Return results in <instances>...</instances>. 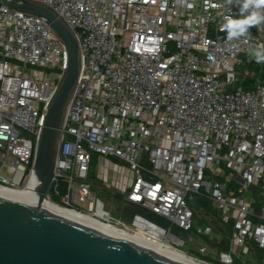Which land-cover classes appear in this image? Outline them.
Here are the masks:
<instances>
[{"label":"built area","instance_id":"built-area-1","mask_svg":"<svg viewBox=\"0 0 264 264\" xmlns=\"http://www.w3.org/2000/svg\"><path fill=\"white\" fill-rule=\"evenodd\" d=\"M30 1L64 22L80 57L44 200L187 245L178 249L204 264H264V82L236 85L251 77L242 66L255 61L250 46L264 44V31L229 42L224 18L240 13L226 0ZM67 63L43 19L0 2L1 186L35 180L36 147ZM57 178L68 183L63 196ZM94 188L109 192L118 218ZM197 198L216 214L195 211ZM222 239L226 250L216 246Z\"/></svg>","mask_w":264,"mask_h":264},{"label":"water","instance_id":"water-1","mask_svg":"<svg viewBox=\"0 0 264 264\" xmlns=\"http://www.w3.org/2000/svg\"><path fill=\"white\" fill-rule=\"evenodd\" d=\"M44 20L64 43L67 68L45 115L34 158L36 205L0 195V264H183L42 207L54 176L57 133L79 70L78 44L64 22L43 4L0 0ZM241 58L244 53H239ZM67 182L56 180L59 196Z\"/></svg>","mask_w":264,"mask_h":264},{"label":"bare ground","instance_id":"bare-ground-1","mask_svg":"<svg viewBox=\"0 0 264 264\" xmlns=\"http://www.w3.org/2000/svg\"><path fill=\"white\" fill-rule=\"evenodd\" d=\"M37 186L38 181L35 176V180L25 188H9L0 185V195L17 201L36 205L38 198ZM42 207L49 212L60 214L68 219L79 222L86 226L107 232L131 244L150 250L177 262L183 264H204L193 258L192 256L187 255L178 248L168 244L167 242L147 236L143 233H131L127 230L120 229L115 226H107L106 224L97 221L88 214L78 212L74 209L64 208L48 200H43ZM159 236H161V233L159 234Z\"/></svg>","mask_w":264,"mask_h":264},{"label":"clouds","instance_id":"clouds-1","mask_svg":"<svg viewBox=\"0 0 264 264\" xmlns=\"http://www.w3.org/2000/svg\"><path fill=\"white\" fill-rule=\"evenodd\" d=\"M230 6L239 7L238 17L226 16L222 30L227 33L229 42L249 36V29L264 25V0H226ZM250 53L257 63H264V44L251 45Z\"/></svg>","mask_w":264,"mask_h":264},{"label":"trees","instance_id":"trees-1","mask_svg":"<svg viewBox=\"0 0 264 264\" xmlns=\"http://www.w3.org/2000/svg\"><path fill=\"white\" fill-rule=\"evenodd\" d=\"M242 69L243 70H248L249 73L251 74V77L250 78H239L236 85H241L243 86L245 89H249L251 87H253V84H254V80L255 78H258L261 82H264V63H257L256 61H249V62H245L244 65L242 66ZM98 193L99 195H102L104 197V201L107 203V204H110L111 202H114L112 199H111V195L109 194L108 191L104 190V189H98ZM55 200H57V198H54ZM104 202V203H105ZM116 203V202H114ZM131 209V208H130ZM134 211H137V209L134 207L132 208ZM194 209L195 211H197L198 213H204V215H208L209 213H212V214H216L215 210H213L211 208V205L209 203V201H207L206 199H202V198H197L195 200V205H194ZM147 216H149L151 219H153V221L159 223L160 225L162 226H167V222L157 216V215H153V214H146ZM123 219H127V218H124L122 217ZM201 222H210V219L207 217H203L200 218ZM213 223H217L216 221L213 220ZM173 231L175 233H178L180 234V231L177 229V228H174ZM131 233H134V232H131ZM136 233V232H135ZM218 248H221V249H224L226 250L228 248V245H227V240L225 239H222L219 244L216 245ZM205 257V256H203ZM208 259V257H206ZM209 261H211L212 264H222L220 263L218 260H215V259H209ZM232 264H242L241 262L235 260Z\"/></svg>","mask_w":264,"mask_h":264},{"label":"rangeland","instance_id":"rangeland-1","mask_svg":"<svg viewBox=\"0 0 264 264\" xmlns=\"http://www.w3.org/2000/svg\"><path fill=\"white\" fill-rule=\"evenodd\" d=\"M2 174L4 175L5 174V171L3 170L2 171ZM94 191L97 193V195L104 201V197L102 196V195H99V193H98V189L97 188H94ZM105 202V201H104ZM105 205H106V208L107 209H109L110 211H111V214H112V217L113 218H118L119 217V215H118V213H117V205H116V203H114V202H111L110 204H107L106 202H105ZM82 206H83V209L82 210H86V203H83L82 204ZM199 222H201V220L199 219ZM179 235H181V234H179ZM182 236V235H181ZM194 244H192V246H193ZM200 246L201 245H199V243L198 244H196L195 245V249L196 250H198L199 248H200ZM176 247L178 248H180L181 250H183V251H187L188 249H187V245H183V246H177L176 245ZM188 255V254H187Z\"/></svg>","mask_w":264,"mask_h":264},{"label":"crops","instance_id":"crops-1","mask_svg":"<svg viewBox=\"0 0 264 264\" xmlns=\"http://www.w3.org/2000/svg\"><path fill=\"white\" fill-rule=\"evenodd\" d=\"M253 28V30H258V29H261L262 31H264V25H262L260 28H257V27H252ZM226 240V239H225ZM198 244V243H197ZM199 245H203V242H200L199 243ZM188 249V248H187ZM193 249V251H194V249H195V246L193 247H191V250ZM195 251H196V249H195ZM194 253H196V252H194ZM203 257V256H202ZM206 257V256H205ZM208 259H213L212 257H208Z\"/></svg>","mask_w":264,"mask_h":264}]
</instances>
